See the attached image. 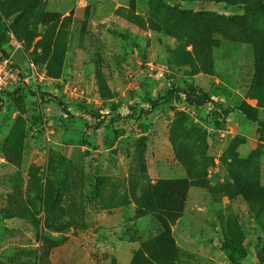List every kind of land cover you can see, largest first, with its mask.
I'll return each mask as SVG.
<instances>
[{
    "label": "rangeland",
    "instance_id": "obj_1",
    "mask_svg": "<svg viewBox=\"0 0 264 264\" xmlns=\"http://www.w3.org/2000/svg\"><path fill=\"white\" fill-rule=\"evenodd\" d=\"M0 47V264H264V0H0Z\"/></svg>",
    "mask_w": 264,
    "mask_h": 264
},
{
    "label": "built area",
    "instance_id": "obj_2",
    "mask_svg": "<svg viewBox=\"0 0 264 264\" xmlns=\"http://www.w3.org/2000/svg\"><path fill=\"white\" fill-rule=\"evenodd\" d=\"M4 50L5 52L0 50V109L4 104L7 91L20 79V69L13 59V54L7 49Z\"/></svg>",
    "mask_w": 264,
    "mask_h": 264
},
{
    "label": "trees",
    "instance_id": "obj_3",
    "mask_svg": "<svg viewBox=\"0 0 264 264\" xmlns=\"http://www.w3.org/2000/svg\"><path fill=\"white\" fill-rule=\"evenodd\" d=\"M0 50H3V51L5 52V50L3 49V47H0ZM173 91H174V87L171 88L165 96H163V97H161V98H158V99H155V100L153 101V105L159 103L163 98H166V97L170 96V95L172 94ZM189 98H190V97H189ZM189 100L192 101V102H196L198 105H203V104H205V103L211 101V98H210L209 96H207V95H204V94H202V93H199L198 96L196 97V99H193V100H192V99L190 98ZM245 111H246V113H247L250 117H252L253 119H256V118H257V117H256V114H254L253 112L249 111L248 109H245ZM261 124L264 125V123H261Z\"/></svg>",
    "mask_w": 264,
    "mask_h": 264
}]
</instances>
